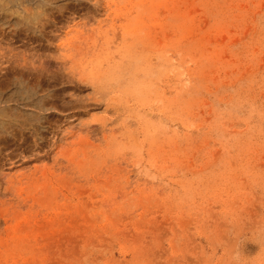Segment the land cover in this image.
Returning a JSON list of instances; mask_svg holds the SVG:
<instances>
[{
  "label": "rangeland",
  "instance_id": "rangeland-1",
  "mask_svg": "<svg viewBox=\"0 0 264 264\" xmlns=\"http://www.w3.org/2000/svg\"><path fill=\"white\" fill-rule=\"evenodd\" d=\"M64 1L0 29L38 100L0 134V264H264V0Z\"/></svg>",
  "mask_w": 264,
  "mask_h": 264
},
{
  "label": "bare ground",
  "instance_id": "bare-ground-1",
  "mask_svg": "<svg viewBox=\"0 0 264 264\" xmlns=\"http://www.w3.org/2000/svg\"><path fill=\"white\" fill-rule=\"evenodd\" d=\"M61 1L0 0V29L4 31L7 29H16L38 33L41 31L42 16L52 6H59ZM13 83L15 87L12 92H7L5 90L6 88H0V134L2 135L10 134L13 115L16 119L19 117H24L25 119L33 117L34 110L30 102L32 105L38 103V100L32 98L35 94L27 91L25 86H22L24 85L22 78L15 77Z\"/></svg>",
  "mask_w": 264,
  "mask_h": 264
}]
</instances>
